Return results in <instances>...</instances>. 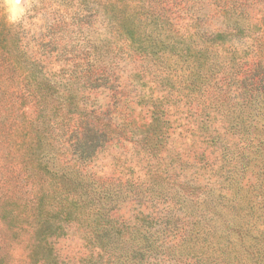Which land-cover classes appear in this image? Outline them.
Returning a JSON list of instances; mask_svg holds the SVG:
<instances>
[{
  "label": "rangeland",
  "instance_id": "obj_1",
  "mask_svg": "<svg viewBox=\"0 0 264 264\" xmlns=\"http://www.w3.org/2000/svg\"><path fill=\"white\" fill-rule=\"evenodd\" d=\"M20 2L23 11L14 21L0 2V201L26 184L16 173L17 148L31 109L24 93L34 80L33 71L64 85L67 92L71 88L80 106L106 114L124 132L117 131L81 166L70 158L64 135L45 156L44 163L75 189L86 210L84 222L75 220L67 235L52 241L60 264H80L90 253L99 213L125 225L168 226L171 243L179 238L173 237L175 217L179 225L207 200L223 218L255 221L257 190L247 189L245 175L229 174L226 167L243 145L230 125L244 122L254 129L260 119L258 128L264 133V105H245L233 82L247 67L246 60L258 53L250 38L264 35L259 20L264 0H238L241 11L202 19L208 29L240 19L253 33L216 48L202 45L198 59L186 51L180 57L173 48L153 56L132 52L119 27L120 7L129 10L138 6L137 0ZM194 4L212 9L209 0ZM167 39L181 50L178 38ZM260 41L264 49V39ZM89 69L94 71L92 83L83 80ZM244 152L248 167L262 162L254 152ZM17 230L0 221V264H32L31 235Z\"/></svg>",
  "mask_w": 264,
  "mask_h": 264
},
{
  "label": "trees",
  "instance_id": "obj_2",
  "mask_svg": "<svg viewBox=\"0 0 264 264\" xmlns=\"http://www.w3.org/2000/svg\"><path fill=\"white\" fill-rule=\"evenodd\" d=\"M137 1L138 6L129 10L124 4L120 7L119 23L124 39L136 54L153 56L173 48L180 57L186 51L194 52L198 59L197 53L203 55L202 45L216 48L236 36L253 33V27L240 19L229 18L211 29L201 22L212 15L225 17L230 11H241L239 4L242 3L238 0H209L210 10L195 5L194 0ZM260 17L264 26V15ZM183 19L186 21L182 24ZM262 34L255 33L250 38L258 53L246 60L247 67L233 79L237 97L245 105L251 102L264 105V56H259L263 49ZM167 38H178L181 50L172 46ZM34 73V80L24 93L30 99L31 109L22 127L26 132L20 136L21 149L17 148L20 169L16 173L25 178L26 184L0 201L3 203L0 204V221L11 229L30 233L32 264H60L52 241L67 235L75 220L84 222L82 216L86 210L75 189L44 163L45 156L57 137L64 135L62 143L68 148L70 158L81 166L122 130L106 114L80 106L77 93L71 88L67 92L64 85L51 81L46 74L37 76ZM93 77L94 71L89 69L83 80L92 83ZM260 121L257 119L254 129H248L250 125L244 122L230 125L243 145L240 155L229 160L226 167L229 174L238 171L239 177L245 175L247 189L257 190L255 196L258 194L260 199L255 221L223 218L213 211L207 200L205 207L188 213L187 219L181 220L179 225L180 219L175 217L177 228L173 237L179 238L171 243L167 239L168 226L157 227V222L145 228H141V224L125 225L113 220L108 213H99L94 217L91 251L80 264H264V133L258 128ZM247 150L262 158V162L248 167L244 152ZM253 178L256 181H250ZM192 199L196 204L197 199Z\"/></svg>",
  "mask_w": 264,
  "mask_h": 264
},
{
  "label": "clouds",
  "instance_id": "obj_3",
  "mask_svg": "<svg viewBox=\"0 0 264 264\" xmlns=\"http://www.w3.org/2000/svg\"><path fill=\"white\" fill-rule=\"evenodd\" d=\"M0 2H3L6 5L10 21H14L23 11V6L20 0H0Z\"/></svg>",
  "mask_w": 264,
  "mask_h": 264
}]
</instances>
